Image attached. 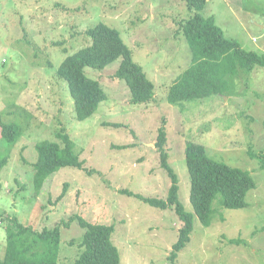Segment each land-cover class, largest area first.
Wrapping results in <instances>:
<instances>
[{
  "label": "rangeland",
  "instance_id": "1",
  "mask_svg": "<svg viewBox=\"0 0 264 264\" xmlns=\"http://www.w3.org/2000/svg\"><path fill=\"white\" fill-rule=\"evenodd\" d=\"M196 12L214 16L224 35L245 50L264 53V0H206L199 10L188 9L183 0H0V158L7 157L0 169V258L5 249L1 220L15 216L35 229L61 224L57 264H75L82 229L70 217L79 214L114 227L111 238L120 264H170L167 257L181 221L171 208L120 192L166 198L170 179L155 147L163 125L168 162L177 173L178 199L186 211H193L187 141L202 144L215 160L248 171L256 184L244 208L219 206L218 196L209 226L194 217L175 264H264V169L248 154L264 148V67L238 68L226 78L229 90L222 95L169 102V87L192 56L179 26ZM98 22L119 31L133 61L153 82L154 94L144 103L129 102L125 80L113 75L119 58L102 69L85 67L106 99L90 117L78 120L55 70L68 54L91 42L86 30ZM2 123L17 125L14 141L3 140ZM59 133L73 141L83 168L62 167L35 191L34 145L61 143ZM64 185L65 194L57 199ZM231 238L239 243L231 244Z\"/></svg>",
  "mask_w": 264,
  "mask_h": 264
},
{
  "label": "trees",
  "instance_id": "2",
  "mask_svg": "<svg viewBox=\"0 0 264 264\" xmlns=\"http://www.w3.org/2000/svg\"><path fill=\"white\" fill-rule=\"evenodd\" d=\"M183 1L190 10H199L206 2ZM179 29L190 46L192 56L190 65L169 87V102L203 98L211 94L222 95L229 90L226 78L237 74L238 68L248 72L257 66L264 67V53L245 50L236 40L227 38L212 15L203 16L196 12L181 22ZM86 34L91 42L68 54L55 70L67 86L78 120L90 117L98 104L106 99V93L99 82L86 76L85 67L102 69L119 58V66L113 75L125 80L130 93L129 102L140 104L153 98V82L147 78L142 67L133 61L131 51L117 29L98 22L89 27ZM17 130L16 124L2 123L3 140L14 141ZM58 137L61 143L40 140L34 145L36 161L32 164V180L35 191H39L46 180L62 167L83 168L84 163L75 151L73 141L64 133H59ZM155 147L159 165L170 179L166 198L145 197L125 189L120 192L151 206L171 208L174 211L182 225L167 258L170 264H175L178 252L189 241L194 217L203 226H209L214 213L212 202L218 196L219 206L228 209L244 208L247 205L246 195L256 184L248 171L215 160L206 153L202 144L187 141L184 155L190 178L189 201L193 211H186L178 199L177 173L168 162L163 125L158 129ZM248 154L257 158L260 168L264 169V148L256 153L250 149ZM6 161V156L0 158V169ZM65 191L66 185L57 199L62 198ZM70 219L76 220L82 229L79 243L81 251L75 264H120L118 248L111 238L114 231L112 225L90 222L79 214L72 215ZM1 221L5 222V249L0 264H57L61 224L35 229L15 216H6ZM64 226L67 227L68 222H64ZM229 242L238 244L239 240L231 238Z\"/></svg>",
  "mask_w": 264,
  "mask_h": 264
}]
</instances>
